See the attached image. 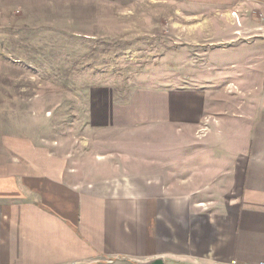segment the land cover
Returning a JSON list of instances; mask_svg holds the SVG:
<instances>
[{"label":"crops","instance_id":"0c3cea01","mask_svg":"<svg viewBox=\"0 0 264 264\" xmlns=\"http://www.w3.org/2000/svg\"><path fill=\"white\" fill-rule=\"evenodd\" d=\"M197 1L238 22L229 62L199 87L144 92L142 174L103 154L84 177L51 146L1 134L0 264H264V23L249 17L264 0ZM53 4L0 0V31L35 27ZM8 65L0 51V87Z\"/></svg>","mask_w":264,"mask_h":264},{"label":"rangeland","instance_id":"374dc122","mask_svg":"<svg viewBox=\"0 0 264 264\" xmlns=\"http://www.w3.org/2000/svg\"><path fill=\"white\" fill-rule=\"evenodd\" d=\"M252 16V27L264 23V11ZM233 25L239 24L227 19L225 7L197 0H55L35 27L0 31L9 63L0 87V136L51 146L84 177L103 154L128 156L142 174L144 92L199 87L192 84L215 72L209 63L229 62L221 49ZM131 168L124 164L122 174Z\"/></svg>","mask_w":264,"mask_h":264},{"label":"water","instance_id":"95a60500","mask_svg":"<svg viewBox=\"0 0 264 264\" xmlns=\"http://www.w3.org/2000/svg\"><path fill=\"white\" fill-rule=\"evenodd\" d=\"M151 264H163V263L161 261H155V262H153Z\"/></svg>","mask_w":264,"mask_h":264},{"label":"built area","instance_id":"2783aa9c","mask_svg":"<svg viewBox=\"0 0 264 264\" xmlns=\"http://www.w3.org/2000/svg\"><path fill=\"white\" fill-rule=\"evenodd\" d=\"M234 264H236V263H234Z\"/></svg>","mask_w":264,"mask_h":264}]
</instances>
